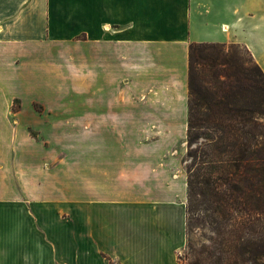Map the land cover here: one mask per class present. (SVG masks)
I'll use <instances>...</instances> for the list:
<instances>
[{
  "label": "crops",
  "instance_id": "obj_1",
  "mask_svg": "<svg viewBox=\"0 0 264 264\" xmlns=\"http://www.w3.org/2000/svg\"><path fill=\"white\" fill-rule=\"evenodd\" d=\"M79 41L89 139L82 264H180L187 183L174 144L186 137L189 45L241 44L264 73V0H0V57L11 59L0 67V264H45L56 246L46 244L43 173L28 137L15 152L3 81L12 83L13 46ZM136 136L157 140L123 144Z\"/></svg>",
  "mask_w": 264,
  "mask_h": 264
},
{
  "label": "trees",
  "instance_id": "obj_2",
  "mask_svg": "<svg viewBox=\"0 0 264 264\" xmlns=\"http://www.w3.org/2000/svg\"><path fill=\"white\" fill-rule=\"evenodd\" d=\"M191 43L187 77L186 243L180 264H259L264 257V73L245 49ZM247 63V65L245 64Z\"/></svg>",
  "mask_w": 264,
  "mask_h": 264
},
{
  "label": "rangeland",
  "instance_id": "obj_3",
  "mask_svg": "<svg viewBox=\"0 0 264 264\" xmlns=\"http://www.w3.org/2000/svg\"><path fill=\"white\" fill-rule=\"evenodd\" d=\"M226 45H233L230 52L241 61L246 59L241 44ZM7 61L0 57V67L9 66L11 59ZM259 62L264 65V59ZM3 76V81L13 89L10 108L14 114L15 152L17 147H25L28 137L31 166L40 167L43 173L40 182L47 199L46 244L48 248L56 245L55 250H47L51 256L47 254L45 264H82L85 262V252L82 253L85 232L80 231V224L85 219V161L89 144L84 43L14 45L12 83ZM155 140L126 137L123 144L146 145ZM174 147L178 152L183 151L185 156V139L176 142ZM210 236L206 224L193 223L187 231L186 243L209 245L207 239ZM75 246L78 247V256L71 259ZM185 246L178 256L183 255ZM255 262L264 264V257Z\"/></svg>",
  "mask_w": 264,
  "mask_h": 264
},
{
  "label": "bare ground",
  "instance_id": "obj_4",
  "mask_svg": "<svg viewBox=\"0 0 264 264\" xmlns=\"http://www.w3.org/2000/svg\"><path fill=\"white\" fill-rule=\"evenodd\" d=\"M225 28H226V27H223L224 31H225Z\"/></svg>",
  "mask_w": 264,
  "mask_h": 264
}]
</instances>
